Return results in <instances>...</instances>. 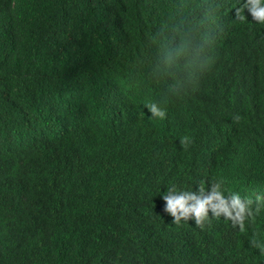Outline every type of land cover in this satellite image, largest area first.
I'll use <instances>...</instances> for the list:
<instances>
[{
  "label": "trees",
  "instance_id": "trees-1",
  "mask_svg": "<svg viewBox=\"0 0 264 264\" xmlns=\"http://www.w3.org/2000/svg\"><path fill=\"white\" fill-rule=\"evenodd\" d=\"M183 1L0 0V264H264V207L162 211L264 195V34Z\"/></svg>",
  "mask_w": 264,
  "mask_h": 264
},
{
  "label": "clouds",
  "instance_id": "clouds-1",
  "mask_svg": "<svg viewBox=\"0 0 264 264\" xmlns=\"http://www.w3.org/2000/svg\"><path fill=\"white\" fill-rule=\"evenodd\" d=\"M175 7L178 12H181V16L184 12H192L193 10L207 11L211 17L207 27H214L216 31L227 28L233 14L238 9L240 19L243 20L246 18L255 26L253 33L260 30V34H264V0H199L195 2L185 0L181 3H177ZM148 107L152 116L160 119L166 116V109L162 108L159 104L153 102L149 104ZM219 119L202 125L208 127V129L211 127L217 130L224 129L217 124ZM187 139V137H184L182 141H186ZM201 140L206 145L214 144V140L204 138H201ZM227 158L228 157L224 159V162H226ZM192 170L197 175L201 176L200 169L192 167ZM201 192L203 193L204 189H201ZM163 199L165 200V205L162 211L169 219L174 218V223H179L182 217L187 219L194 216L196 223L200 224L202 220L208 217L210 209L215 216H219L221 213L225 216H232L233 209H236L237 216L243 218V214L250 211L249 208L261 210V208L264 207V195L260 192H253L243 203L238 193L233 192L231 196V193H227L224 187L220 190L219 184L215 185L208 195H198L183 189L177 190L176 186H173L168 188L163 194ZM211 220H213V218L209 219L208 223ZM223 220L237 228L242 226V224H233L228 220ZM213 233L214 231L212 234ZM209 236L210 235H208V237ZM239 261L240 260L233 259L230 264L240 263Z\"/></svg>",
  "mask_w": 264,
  "mask_h": 264
}]
</instances>
